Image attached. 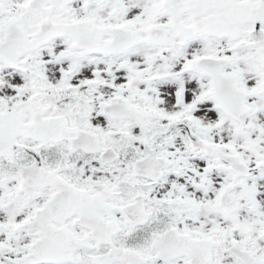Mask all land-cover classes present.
Here are the masks:
<instances>
[{
	"label": "snow or ice",
	"instance_id": "6c2138e0",
	"mask_svg": "<svg viewBox=\"0 0 264 264\" xmlns=\"http://www.w3.org/2000/svg\"><path fill=\"white\" fill-rule=\"evenodd\" d=\"M0 264H264V0H0Z\"/></svg>",
	"mask_w": 264,
	"mask_h": 264
}]
</instances>
